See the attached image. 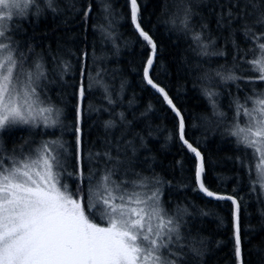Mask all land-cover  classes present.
Returning a JSON list of instances; mask_svg holds the SVG:
<instances>
[{
	"label": "trees",
	"instance_id": "16d2710c",
	"mask_svg": "<svg viewBox=\"0 0 264 264\" xmlns=\"http://www.w3.org/2000/svg\"><path fill=\"white\" fill-rule=\"evenodd\" d=\"M137 5L141 27L157 45L149 75L165 89L175 109L144 77L152 48L131 19L130 0H52V7L43 5L28 18L12 20L9 35L34 72L36 63L45 65L40 69L47 78L42 96L53 99L59 124L54 129L8 127L1 136L5 157L0 160L10 162L12 156L33 152L32 144L61 139L69 150L61 154L66 162L64 183L78 202L86 199L90 187L96 199L98 185L109 173L118 184L128 182L123 185L127 190L133 188L132 181H143L146 187L135 188L159 189L166 218H179L185 246L181 264H264V190L256 182L258 157L230 134L237 124V100L250 106L246 97H255L254 87L217 75L235 70L236 64L247 69L234 57L247 52L245 58L253 59L248 50L255 51L256 42L237 31L235 21L229 27L226 18L220 20L229 0H137ZM185 13L187 27L182 23ZM253 31L264 29L256 25ZM201 44L209 45L207 55L201 54ZM81 83L86 93L77 122ZM181 119L184 139L204 159L199 180L200 159L180 139ZM78 136L84 175L93 174L90 182L75 174ZM200 182L216 195L208 197ZM219 196H232L241 206L239 260L234 251L236 206Z\"/></svg>",
	"mask_w": 264,
	"mask_h": 264
},
{
	"label": "snow or ice",
	"instance_id": "6c2138e0",
	"mask_svg": "<svg viewBox=\"0 0 264 264\" xmlns=\"http://www.w3.org/2000/svg\"><path fill=\"white\" fill-rule=\"evenodd\" d=\"M34 3L35 0H0V130L18 124L36 126L37 117H41L47 126L49 117L44 114L52 112L51 108L38 107L44 103L38 91V81L44 76L40 71L41 65L35 64V73L24 69L26 57L20 52L19 45L9 35V29L3 23L13 19V10L22 12L29 4ZM47 3L52 7V0H47ZM130 3L131 19L139 34L152 48L153 55L146 61L144 77L149 85L163 93L164 99L175 109L165 89L154 84L149 75V70L153 67V57L157 53V45L141 27L137 0H130ZM249 7L253 12L248 11ZM261 8H264V4L254 3L253 0H229L226 15L221 13V21L226 18L229 27L235 21L239 26L237 31L243 30L247 39L256 42L255 51L248 50L254 53L253 59L245 58L247 52L234 57L246 64L247 69L242 70L240 65L236 64L235 70H228L226 74L217 72L222 80L245 85L256 81L264 82V31H253L256 25L264 29V10H261L259 16L253 20L255 11ZM187 20L188 13H185V19L182 21L185 27L188 26ZM195 39L200 41V35L197 34ZM233 45L239 54L241 50L235 40ZM201 47V54L207 55L209 45L201 44ZM255 52L259 55H255ZM237 71L242 73L247 71L251 75H237ZM237 87L239 88V84ZM253 91L255 92V89ZM85 93L86 86L81 83L78 87L77 122ZM208 95L211 96L213 93ZM255 96V99L251 96L246 97V103L251 101L253 104L251 109L237 100V115L239 116L242 111L249 120L244 127L238 123L234 124L230 134L237 138L238 145H243L245 149H254L253 156L257 152L260 153L256 182H259L261 189L264 190V91L255 93ZM56 122L51 121L53 125ZM76 131L79 133L80 129L77 128ZM179 135L183 143L197 157H201V153L184 139L183 119L180 120ZM27 143L29 142L25 141V144ZM81 143L78 136L76 154L78 171L75 174L90 182L93 174L89 172L88 175H84ZM63 148V143L59 141H45L34 150L35 158L31 154L20 159L10 158L9 166H5L4 161L0 160V264H181L185 246L181 243L179 218L164 219L167 213L161 206L159 189L151 195L138 191L129 192L123 186L128 182L122 184L111 182L109 173L102 177L103 192L106 195H97L93 202V190L90 187L86 199L78 202L65 195L67 184L61 185L64 191L57 187L60 181L53 173L54 167H62L59 150ZM106 155L111 159L110 154ZM203 171L204 159L201 157L196 173L198 180ZM131 183L133 187L137 185L146 187L143 181ZM199 187L208 197L216 195L209 191L203 182H200ZM255 190L253 187V191ZM217 199L232 200L236 206L234 251L239 260L241 206L232 196H219ZM96 219L100 221L99 224L92 222ZM153 220L156 221L155 225ZM101 224L107 226L102 227Z\"/></svg>",
	"mask_w": 264,
	"mask_h": 264
},
{
	"label": "rangeland",
	"instance_id": "374dc122",
	"mask_svg": "<svg viewBox=\"0 0 264 264\" xmlns=\"http://www.w3.org/2000/svg\"><path fill=\"white\" fill-rule=\"evenodd\" d=\"M43 5H45L46 7H49L48 6V3H47V0H35V3L34 4H29V6L27 7V8H24L23 9V11L22 12H20L19 10H13V12H14V17H13V19L12 20H14V19H21V18H28L29 16H31L34 12H37V11H41L40 9H43ZM12 20H10V21H4L3 23L8 27V29L10 28V23H11V21ZM42 66H45V65H43V64H41ZM24 69L25 70H30V71H32L33 73H35L34 71H33V68H32V66H30V65H26V61H25V63H24ZM44 73V72H43ZM46 80V81H45ZM50 81V80H49ZM49 81H48V83H49ZM45 82H47V78H46V74L44 73V76L43 77H41L40 79H39V81H38V84H39V88H38V91L40 92V99L42 100V101H44V103H42V104H40V105H38V107H47V108H51L52 109V112L49 114V113H45L44 115H46V116H48L49 117V123H48V125L46 126L44 123H43V120H42V118L41 117H37V120H36V126H33L32 124H27V125H15V126H23V127H28V128H31V129H33V128H35V129H33V130H36L37 128L36 127H43L42 129H54V128H56L57 127V125L59 124V120H60V111H59V109H57L56 107H55V105L52 103V101H53V99L52 98H50V97H48V98H45V96H42V93H43V89H44V87H45ZM258 81H256L255 83H253V84H251L254 88L253 89H255V93H259V92H262V91H264V85H262V84H258L257 83ZM42 91V92H41ZM43 95H44V93H43ZM256 98V96L253 98V99H255ZM252 103V102H251ZM245 107H247V108H249V109H251L252 107H253V104H251L250 106H245ZM241 115L240 116H238V119H237V123H238V121L240 120V122H239V125L241 126V127H244V126H246V122L249 120V117H247V116H245L244 114H243V112L241 111V113H240ZM253 115H255V113L253 114ZM52 120H56L57 122H56V124H52L51 123V121ZM11 127V126H10ZM8 128V127H7ZM7 128H5V129H2V130H0V156L1 157H3L5 154L3 153V150H4V147H3V145H2V140H1V136H2V133H3V131L4 130H6ZM59 142H62V140L61 139H59L58 140ZM39 146L38 145H35V147H34V145L32 144L31 145V149L30 150H32L33 148V150H35L36 148H38ZM66 149L67 148H64L63 149V151H62V149H60L59 151H60V157H59V159H60V162H61V164H62V167H64L65 165H66V162L64 161V159L62 158V156H61V154L62 153H66L67 151H69L68 149H67V151H66ZM6 150V149H5ZM30 150H28V151H30ZM3 153V154H2ZM21 153V152H20ZM69 153V152H68ZM32 155L33 156V158H35V154H34V151L33 152H31V153H26V152H23V154H20L19 156H12L11 158H14V159H20V158H22L24 155ZM256 156L258 157V160H257V165L260 163V153L259 152H257L256 153ZM5 157V156H4ZM9 159V158H8ZM8 159H1V160H3L4 161V164H5V166H9L10 165V163H11V159H10V162H8ZM62 167H54L53 168V173L58 177V179H59V181H60V184H58L57 185V187L58 188H61V191H64V189L61 187V185H63V184H65L64 183V178H63V176H64V173H63V171H62ZM258 169V168H257ZM258 173H259V169H258ZM110 181L111 182H114V183H116V184H118L117 182H115L111 177H110ZM102 184H103V182H102V180L100 181V183H99V185H98V189H99V191L95 194V198H96V196L97 195H106V193H104L103 192V186H102ZM110 187L112 186V185H109ZM94 190V189H93ZM129 192H131V191H138V192H141L142 194H144V193H146L147 195H151V193L152 192H154V191H156V189L154 190V191H151V192H148V191H146V189H142V188H139V187H137V188H135V187H133V188H130V190H128ZM94 192H95V190H94ZM115 195H119V193H114ZM65 195L66 196H70L72 199H74L73 197H72V195H70V191L67 189V191L65 192ZM161 196V195H160ZM159 199L161 200V197H159ZM95 199H93V201H94ZM95 202V201H94ZM161 203V202H160ZM161 206H162V204H161ZM164 209V208H163ZM164 219L165 220H167V218H166V216L164 217ZM94 223H100V222H94ZM155 223H156V221L155 220H153V224L155 225ZM100 226H102V227H106L107 225L106 224H101Z\"/></svg>",
	"mask_w": 264,
	"mask_h": 264
},
{
	"label": "water",
	"instance_id": "95a60500",
	"mask_svg": "<svg viewBox=\"0 0 264 264\" xmlns=\"http://www.w3.org/2000/svg\"><path fill=\"white\" fill-rule=\"evenodd\" d=\"M197 151H199V150H197ZM200 152V151H199ZM201 157H202V155H201ZM201 157H199V159H200V163H201Z\"/></svg>",
	"mask_w": 264,
	"mask_h": 264
}]
</instances>
